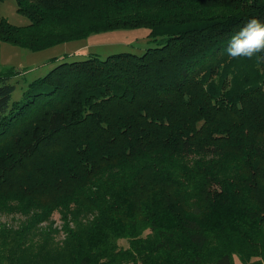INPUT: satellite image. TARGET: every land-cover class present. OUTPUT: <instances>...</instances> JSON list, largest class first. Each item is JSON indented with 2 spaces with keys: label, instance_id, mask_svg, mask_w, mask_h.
<instances>
[{
  "label": "trees",
  "instance_id": "16d2710c",
  "mask_svg": "<svg viewBox=\"0 0 264 264\" xmlns=\"http://www.w3.org/2000/svg\"><path fill=\"white\" fill-rule=\"evenodd\" d=\"M15 3L29 22L0 17V42L32 52L169 32L141 54L61 61L19 99L17 72L0 71V207L95 216L72 237L79 252L24 264H264V54L225 50L247 19L264 22V0Z\"/></svg>",
  "mask_w": 264,
  "mask_h": 264
},
{
  "label": "rangeland",
  "instance_id": "374dc122",
  "mask_svg": "<svg viewBox=\"0 0 264 264\" xmlns=\"http://www.w3.org/2000/svg\"><path fill=\"white\" fill-rule=\"evenodd\" d=\"M0 17L15 25H26L28 19L17 11L15 0L0 1ZM169 33L164 28H131L115 29L100 33H94L87 38L77 41L65 42L46 49L32 52L27 49L0 42V71L13 67L17 75L10 82L15 83L16 88L12 94L13 99L20 98L21 88L28 82L46 74L54 65L61 61L78 60L85 58L88 54L94 53L104 58L109 54L117 52H132L141 54L146 48L158 46L160 39ZM56 59V60H54ZM14 204V203H11ZM9 207L7 209H2ZM13 207V208H12ZM13 210H9V209ZM32 211H35L33 217ZM71 210L62 213L55 210L49 215H43L39 210L27 208L25 205H7L0 207V229L3 236L0 238V260L2 264H24L34 262L31 255L44 251L45 253L56 251L62 248V253H77L80 251L82 241L73 240V235L78 233L87 239L93 231L94 215L89 213L70 214ZM40 216H38V215ZM77 219V222L75 221ZM23 233L28 234L21 238ZM148 233L144 231V235ZM16 234L19 240L16 239ZM25 240L23 246L21 243ZM117 246L122 249L129 247V241L121 238L116 241ZM76 246L74 249L69 247ZM27 249L23 253L18 248ZM55 254L50 259L57 258ZM55 262V261H53ZM1 263V261H0ZM233 264H243L235 257Z\"/></svg>",
  "mask_w": 264,
  "mask_h": 264
},
{
  "label": "clouds",
  "instance_id": "9594fccd",
  "mask_svg": "<svg viewBox=\"0 0 264 264\" xmlns=\"http://www.w3.org/2000/svg\"><path fill=\"white\" fill-rule=\"evenodd\" d=\"M230 58L251 59L264 54V22L258 18H249L231 37L226 47Z\"/></svg>",
  "mask_w": 264,
  "mask_h": 264
}]
</instances>
